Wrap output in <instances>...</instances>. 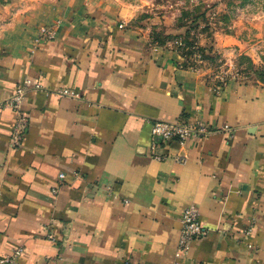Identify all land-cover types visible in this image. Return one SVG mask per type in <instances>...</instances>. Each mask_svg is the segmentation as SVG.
<instances>
[{
  "label": "crops",
  "instance_id": "obj_1",
  "mask_svg": "<svg viewBox=\"0 0 264 264\" xmlns=\"http://www.w3.org/2000/svg\"><path fill=\"white\" fill-rule=\"evenodd\" d=\"M109 12L38 22L0 56V257L23 246L6 264H175L180 213L193 205L206 235L182 264H264V81L228 79L216 93L207 71L147 47ZM27 78L41 87H27L14 147L7 102ZM155 120L215 132L166 143Z\"/></svg>",
  "mask_w": 264,
  "mask_h": 264
},
{
  "label": "rangeland",
  "instance_id": "obj_2",
  "mask_svg": "<svg viewBox=\"0 0 264 264\" xmlns=\"http://www.w3.org/2000/svg\"><path fill=\"white\" fill-rule=\"evenodd\" d=\"M99 8L118 14L147 47L176 51L213 80L264 81V0H0V56L38 22Z\"/></svg>",
  "mask_w": 264,
  "mask_h": 264
},
{
  "label": "built area",
  "instance_id": "obj_3",
  "mask_svg": "<svg viewBox=\"0 0 264 264\" xmlns=\"http://www.w3.org/2000/svg\"><path fill=\"white\" fill-rule=\"evenodd\" d=\"M60 21L52 25H43L39 28L37 36L34 38V49L42 44L44 41L55 38L57 28L60 25ZM201 56V55H200ZM226 78L223 76L219 77V80L215 84L214 91L220 93L223 86L225 85ZM34 86L40 88V84H33L32 80L27 78L24 83L19 86L16 91L8 100V105L11 107L16 114V124L12 130V145L19 147L24 139L25 131L29 125V116L24 108V98L28 86ZM56 93L62 95H70L73 97H79V92L70 90L68 88H62L57 90ZM215 132L210 129L206 124L201 121L195 122H178L168 120H155L151 125V133L153 137L160 138L163 142L179 141L184 144L189 138L203 137ZM157 158L162 156L157 155ZM176 160L182 161L184 156L177 154ZM65 173L59 174V179L65 178ZM57 192V188L53 190ZM180 221L182 223L181 233L178 241L177 250L175 252V264H182L186 257L187 251L189 250L191 243L196 239H201L206 235V230L199 219V210L196 206H188L184 208L180 213ZM253 225H247L242 233L245 236H250L253 232ZM25 248L19 246L14 250L12 254L1 256L0 264L6 263H17L20 256L23 255ZM115 264H137L132 259H125Z\"/></svg>",
  "mask_w": 264,
  "mask_h": 264
}]
</instances>
